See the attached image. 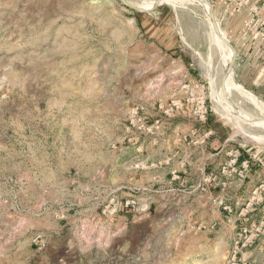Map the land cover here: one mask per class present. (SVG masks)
<instances>
[{
	"label": "rangeland",
	"instance_id": "374dc122",
	"mask_svg": "<svg viewBox=\"0 0 264 264\" xmlns=\"http://www.w3.org/2000/svg\"><path fill=\"white\" fill-rule=\"evenodd\" d=\"M148 1L0 0V264H227L256 229L264 130L213 110L203 11ZM205 2L231 102L264 114V0Z\"/></svg>",
	"mask_w": 264,
	"mask_h": 264
},
{
	"label": "bare ground",
	"instance_id": "6f19581e",
	"mask_svg": "<svg viewBox=\"0 0 264 264\" xmlns=\"http://www.w3.org/2000/svg\"><path fill=\"white\" fill-rule=\"evenodd\" d=\"M125 1L131 5L137 6L139 8L145 7L150 2L148 0H145V1L142 0L144 2H134L132 0H125ZM159 1H162V0H151V2H159ZM165 1H168V0H165ZM171 2H172V4L180 3V5H181L182 3L183 4L187 3V4L195 5L203 11L206 18L208 19L210 30L212 31L211 35L214 38V41L211 39V43H210V44H212V47L214 48L215 55H213V56H216L217 61H219V62H217L218 67L216 69V73H214L215 75L213 76V78H211V83H212L211 84V86H212L211 87V99H212L213 110L215 112H217L218 114L223 115V116H232L235 119L246 120L248 122L255 124V126L257 128L260 127L261 130L262 129L264 130V114L252 113V112H249L247 110H244L243 108H240L239 106H237V104H234L230 100V92H231V90H233L235 88L233 87L230 76L228 75V72H227L228 66L226 65L227 64V61H226L227 60V48H226L227 44H226V41L228 43V38L226 37L225 32L219 26L217 19H216V22H217L216 26L213 23L212 18H211V12L212 11L210 12L211 9L209 10V7H211L210 4L208 3L209 4V7H208L205 0H172V1H170V3ZM213 34H214V36H213ZM230 49H231V47H230ZM232 53L233 52L231 50V55H232ZM215 67L213 68V70L215 69ZM207 69L210 72L209 67H207ZM209 78H210V76H209ZM234 84H236V83L234 82ZM237 110L238 111L240 110L239 112H242V114L244 116L243 115L239 116V115L235 114V111H237Z\"/></svg>",
	"mask_w": 264,
	"mask_h": 264
},
{
	"label": "crops",
	"instance_id": "0c3cea01",
	"mask_svg": "<svg viewBox=\"0 0 264 264\" xmlns=\"http://www.w3.org/2000/svg\"><path fill=\"white\" fill-rule=\"evenodd\" d=\"M213 6L216 7L215 4H213ZM220 8V6L218 7ZM233 54V53H232ZM246 155V156H245ZM247 157L249 159H251V154L250 152H246V154H243V156L241 158H244ZM245 159V158H244ZM261 182V181H264V152H262V154H260L258 156V159H257V162H255L253 164V166L251 168H249V170L246 171V174H245V178L241 181V185L243 187H245L248 191L253 192V190L256 188V184L258 182ZM264 193V191H263ZM237 194V193H235ZM225 205L228 206V204H233L231 201H228L227 199L225 200ZM205 206H209V207H216L217 205H215L213 202H210L209 200H206L204 202V207ZM221 208V213L219 214V216H217V212L215 210H212L211 213H208L207 214V220H213L214 217H221V219H223V216H225V213H227L226 209H224L223 207H220ZM259 206H255L253 208H249V210L253 211V210H256L258 209ZM248 212L247 213V216L250 218V217H253L255 215V212ZM197 232V231H196ZM260 246H257V247H250L246 252L247 254L249 255V257L251 256H254L255 260L259 259V257L261 256L262 257V260L259 261L261 264H264V252L261 251L259 249ZM259 253V254H258Z\"/></svg>",
	"mask_w": 264,
	"mask_h": 264
},
{
	"label": "built area",
	"instance_id": "2783aa9c",
	"mask_svg": "<svg viewBox=\"0 0 264 264\" xmlns=\"http://www.w3.org/2000/svg\"><path fill=\"white\" fill-rule=\"evenodd\" d=\"M201 107L203 110L201 111L202 114L206 113V108L204 106V102H202ZM238 151V150H237ZM236 151V152H237ZM238 154V153H237ZM235 154V156L237 155ZM249 166V160H243L241 162V171H247V167ZM242 177L244 175L240 174ZM260 190L258 191L259 196L264 198V181L263 184L260 185ZM256 192V190L254 191ZM264 208V206H263ZM257 227L254 231H248V236H244L243 238L238 237V238H233L231 246L228 251L227 255V264H255L256 260L249 259L246 260L242 257V250H247L250 247H252L253 243L255 242L256 239L262 238L264 240V210L262 212V215L260 217V220H258ZM246 235V234H245ZM259 249L264 252V243L260 245Z\"/></svg>",
	"mask_w": 264,
	"mask_h": 264
},
{
	"label": "water",
	"instance_id": "95a60500",
	"mask_svg": "<svg viewBox=\"0 0 264 264\" xmlns=\"http://www.w3.org/2000/svg\"><path fill=\"white\" fill-rule=\"evenodd\" d=\"M164 1H165V0L159 1V2L155 5V7L158 6V5H160V4L163 3ZM129 6H130L131 8H133V9L137 10V11H140V12L148 11V10H145V9H141V8H139V7H137V6L131 5V4H129ZM211 8H212V6H211ZM211 18H212L213 23H214L215 26H216L217 22H216V18H215V14H214V12H213V9H212V12H211ZM232 59H233V58H231V59L229 60V62L231 63V65H232V63H233V60H232Z\"/></svg>",
	"mask_w": 264,
	"mask_h": 264
}]
</instances>
